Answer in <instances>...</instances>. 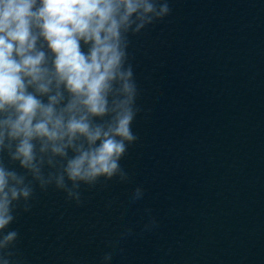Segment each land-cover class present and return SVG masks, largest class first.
Returning a JSON list of instances; mask_svg holds the SVG:
<instances>
[{
  "label": "water",
  "instance_id": "water-1",
  "mask_svg": "<svg viewBox=\"0 0 264 264\" xmlns=\"http://www.w3.org/2000/svg\"><path fill=\"white\" fill-rule=\"evenodd\" d=\"M170 7L129 37L141 108L121 160L129 181L82 188L81 205L37 189L8 228L16 264H99L105 252L107 264H264V0Z\"/></svg>",
  "mask_w": 264,
  "mask_h": 264
},
{
  "label": "clouds",
  "instance_id": "clouds-1",
  "mask_svg": "<svg viewBox=\"0 0 264 264\" xmlns=\"http://www.w3.org/2000/svg\"><path fill=\"white\" fill-rule=\"evenodd\" d=\"M171 11L170 0H0V264H16L8 228L37 189L81 205L82 188L129 181L121 160L141 112L129 37ZM143 198L137 185L130 202Z\"/></svg>",
  "mask_w": 264,
  "mask_h": 264
}]
</instances>
